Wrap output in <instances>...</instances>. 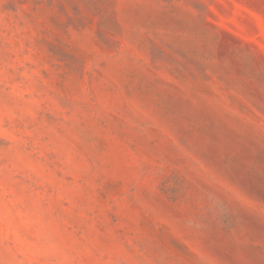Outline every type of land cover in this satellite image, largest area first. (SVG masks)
Returning <instances> with one entry per match:
<instances>
[{"label":"rangeland","instance_id":"obj_1","mask_svg":"<svg viewBox=\"0 0 264 264\" xmlns=\"http://www.w3.org/2000/svg\"><path fill=\"white\" fill-rule=\"evenodd\" d=\"M0 264H264V0H0Z\"/></svg>","mask_w":264,"mask_h":264}]
</instances>
